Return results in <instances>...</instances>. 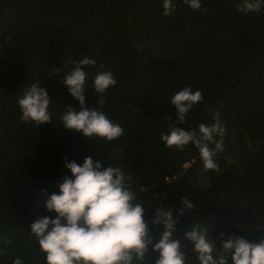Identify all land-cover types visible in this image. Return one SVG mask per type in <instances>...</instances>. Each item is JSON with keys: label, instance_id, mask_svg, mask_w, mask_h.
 I'll list each match as a JSON object with an SVG mask.
<instances>
[{"label": "trees", "instance_id": "trees-1", "mask_svg": "<svg viewBox=\"0 0 264 264\" xmlns=\"http://www.w3.org/2000/svg\"><path fill=\"white\" fill-rule=\"evenodd\" d=\"M163 3L0 0V264L16 257L46 264L30 225L37 216L55 218L44 193H58L72 177L65 158L83 165L91 157L131 176L154 243V208L176 218L180 202H191L173 233L187 264H198L184 233L199 216L217 249L232 236L259 242L264 235V10L244 15L237 11L242 0H201L203 14L173 0L176 10L166 17ZM86 56L96 61L84 69L86 106L122 127L114 141L61 123L65 107H79L63 80ZM101 71H111L117 84L98 98L93 83ZM38 82L52 99L51 125L21 119V91ZM185 87L203 100L180 123L170 99ZM217 112L225 127L223 151L214 157L219 172L204 170L193 145L180 150L161 140L171 125L198 130ZM158 257L150 246L145 264Z\"/></svg>", "mask_w": 264, "mask_h": 264}, {"label": "clouds", "instance_id": "clouds-1", "mask_svg": "<svg viewBox=\"0 0 264 264\" xmlns=\"http://www.w3.org/2000/svg\"><path fill=\"white\" fill-rule=\"evenodd\" d=\"M184 3L193 11L208 12L207 8H202L201 0H184ZM163 9L164 16L170 17L176 5L173 0H164ZM262 10L264 0H242L237 6V11L244 15L259 14ZM90 65L95 66L96 61L86 56L79 62L74 61V67L66 73L63 83L70 95L79 101V107H65L61 123L66 130L82 133L89 139L114 141L124 134L122 127L97 107L89 109L86 106L87 73L84 69ZM116 84L111 71H101L94 77L93 91L99 98ZM21 93L18 99L21 119L37 126L51 125L49 108L52 99L47 90L38 82ZM202 100L201 91L193 92L191 87H185L176 92L170 102L177 110L179 122L185 123L189 112ZM103 102L99 99V104ZM170 128V133L161 135L167 147L183 150L185 146L193 145L199 152L204 170L219 172L214 157L223 151L225 135L219 112L214 114L213 124L200 123L198 130L184 131L176 123ZM65 167L72 177H64L58 185V193L50 196L44 193L46 210L55 213V218L37 216L30 225L29 234L38 241L46 264H145L150 246L159 253L155 264H187L185 249L173 233L179 217L193 208L191 202L187 199L180 202L176 218L171 209L154 208L151 225L160 229L159 240L154 243L149 223L144 219L143 202L137 200L131 176H126L120 167H104L91 157H86L83 165L65 158ZM189 225L184 239L191 243L198 264H264V235L259 242L232 236L223 242L222 249H217L200 216ZM220 236L223 240L224 233ZM13 264H24V261L16 257Z\"/></svg>", "mask_w": 264, "mask_h": 264}]
</instances>
